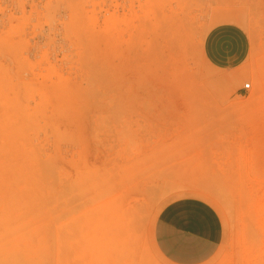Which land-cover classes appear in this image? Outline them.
<instances>
[{
    "label": "rangeland",
    "instance_id": "374dc122",
    "mask_svg": "<svg viewBox=\"0 0 264 264\" xmlns=\"http://www.w3.org/2000/svg\"><path fill=\"white\" fill-rule=\"evenodd\" d=\"M223 24L235 70L203 53ZM186 197L224 263L264 264V0H0V264H168L154 224Z\"/></svg>",
    "mask_w": 264,
    "mask_h": 264
},
{
    "label": "crops",
    "instance_id": "0c3cea01",
    "mask_svg": "<svg viewBox=\"0 0 264 264\" xmlns=\"http://www.w3.org/2000/svg\"><path fill=\"white\" fill-rule=\"evenodd\" d=\"M203 53L216 69H238L249 57V36L236 24L217 26L206 35ZM226 237L225 222L218 210L197 197L166 204L153 229L154 245L168 264H226Z\"/></svg>",
    "mask_w": 264,
    "mask_h": 264
},
{
    "label": "built area",
    "instance_id": "2783aa9c",
    "mask_svg": "<svg viewBox=\"0 0 264 264\" xmlns=\"http://www.w3.org/2000/svg\"><path fill=\"white\" fill-rule=\"evenodd\" d=\"M251 88V85L250 84H247L246 85V89H250Z\"/></svg>",
    "mask_w": 264,
    "mask_h": 264
},
{
    "label": "bare ground",
    "instance_id": "6f19581e",
    "mask_svg": "<svg viewBox=\"0 0 264 264\" xmlns=\"http://www.w3.org/2000/svg\"><path fill=\"white\" fill-rule=\"evenodd\" d=\"M11 85V84H10ZM12 86V85H11ZM12 88V87H11ZM13 91V90H12ZM10 93V92H9ZM11 100H13L12 98H10ZM23 109V108H22ZM25 121V120H24ZM25 125V124H24Z\"/></svg>",
    "mask_w": 264,
    "mask_h": 264
}]
</instances>
